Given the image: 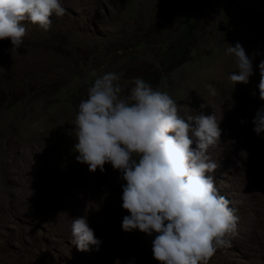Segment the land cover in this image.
<instances>
[{
  "label": "rangeland",
  "instance_id": "1",
  "mask_svg": "<svg viewBox=\"0 0 264 264\" xmlns=\"http://www.w3.org/2000/svg\"><path fill=\"white\" fill-rule=\"evenodd\" d=\"M61 3L65 14L52 16L49 31L25 22L16 52L10 39L0 40V264H159L155 234L122 230L129 215L122 174L111 164L90 172L76 160L75 118L93 71L117 73L122 95L143 78L167 92L183 117L215 113L221 141L208 154L221 165L216 187L239 221L231 247L208 264H264V133L252 123L264 107V0ZM237 42L250 57L258 53L247 84L228 79L238 69L226 50ZM82 215L99 251L72 244L73 217Z\"/></svg>",
  "mask_w": 264,
  "mask_h": 264
},
{
  "label": "clouds",
  "instance_id": "2",
  "mask_svg": "<svg viewBox=\"0 0 264 264\" xmlns=\"http://www.w3.org/2000/svg\"><path fill=\"white\" fill-rule=\"evenodd\" d=\"M64 14L61 0H0V40L10 39L16 52L27 34L25 22L47 32L52 16ZM226 51L238 69L228 79L247 84L258 53L250 57L239 42ZM258 67L259 97L264 100V60ZM91 76L94 82L75 118L76 160L90 172H104L105 164H111L122 174V208L129 213L122 230L155 234L152 254L159 264H208L218 249L231 247L229 237L237 234L239 221L216 187L213 174L221 165L208 154L221 141V120L202 111L181 116L167 92L141 77L134 78L130 94L122 95L117 73L97 76L93 71ZM252 123L257 135L264 133V107ZM71 235L78 251L90 246L99 251L101 241L87 216L73 217Z\"/></svg>",
  "mask_w": 264,
  "mask_h": 264
},
{
  "label": "water",
  "instance_id": "3",
  "mask_svg": "<svg viewBox=\"0 0 264 264\" xmlns=\"http://www.w3.org/2000/svg\"><path fill=\"white\" fill-rule=\"evenodd\" d=\"M218 30H219L220 32H224V31L226 30V28L223 26L222 22L219 23V25H218Z\"/></svg>",
  "mask_w": 264,
  "mask_h": 264
},
{
  "label": "bare ground",
  "instance_id": "4",
  "mask_svg": "<svg viewBox=\"0 0 264 264\" xmlns=\"http://www.w3.org/2000/svg\"><path fill=\"white\" fill-rule=\"evenodd\" d=\"M75 191V190H74ZM18 198V197H17ZM58 198V197H57ZM66 199V198H65ZM79 200V199H78ZM60 202V201H59ZM68 202V201H67ZM73 205V204H72ZM82 205V204H81ZM74 206V205H73ZM85 207V206H84ZM74 208V207H73ZM87 208V207H86ZM75 210V209H74ZM88 210V209H87ZM85 211H86V209H85ZM82 212V211H81Z\"/></svg>",
  "mask_w": 264,
  "mask_h": 264
}]
</instances>
